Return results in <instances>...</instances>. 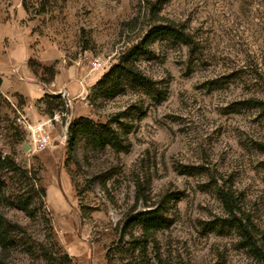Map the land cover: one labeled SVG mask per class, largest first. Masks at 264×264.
<instances>
[{"label": "rangeland", "instance_id": "obj_1", "mask_svg": "<svg viewBox=\"0 0 264 264\" xmlns=\"http://www.w3.org/2000/svg\"><path fill=\"white\" fill-rule=\"evenodd\" d=\"M22 2L0 0V72L10 78V55L25 47L37 83L49 85L46 70H73L87 93L73 96L74 120L64 97L50 95L66 105L52 118L37 104L57 120L38 150L16 121L25 99L1 84L0 151L39 173L46 198L0 173V263L47 264L45 254L82 240L87 264H264V0H26L28 14ZM158 25L186 40H153L137 61L146 83L96 97ZM82 117L110 124L119 147L88 137L73 147L68 127ZM52 185L66 217L49 205Z\"/></svg>", "mask_w": 264, "mask_h": 264}, {"label": "trees", "instance_id": "obj_2", "mask_svg": "<svg viewBox=\"0 0 264 264\" xmlns=\"http://www.w3.org/2000/svg\"><path fill=\"white\" fill-rule=\"evenodd\" d=\"M22 6L25 12L28 14L29 7L26 0H23ZM159 38H171L181 42L186 40V37L172 26H153L149 32V35L146 37L145 42L124 52L120 56L118 63L113 66L111 70L103 77L102 81L98 83L96 97H109L117 95L120 93V91H122L127 81L134 83H146V79L138 69L137 61L139 57L147 55V45L153 40H157ZM46 71H49L50 74L48 82L44 83L50 84L54 80L55 71L53 69ZM1 84L2 81L0 79V87ZM41 103L46 105V114L50 116V118L54 116L53 114L55 112L62 114L65 113V102L59 97L47 95L39 101V104ZM68 135L70 136V142L73 147H75L77 143L81 141L82 137L90 138L93 144L100 148L110 146L114 149H117L120 145L116 132L112 129L110 124L106 126H98L89 119L83 117L69 125ZM3 172L15 175L19 181H33L34 185L32 189H34V191H38L42 198H46V189L40 187L39 173L37 171L25 170L19 167L12 159L3 156L2 152L0 151V173ZM24 203L21 202L23 210L28 212V206L26 203ZM149 215L152 219V223L157 224L162 220V218L155 215V213L147 214V216ZM137 217L141 218L142 216ZM108 255L107 263L110 262ZM44 257L47 264H75L73 258H71L66 252L60 254V256L56 258L48 256L47 254H45Z\"/></svg>", "mask_w": 264, "mask_h": 264}, {"label": "crops", "instance_id": "obj_3", "mask_svg": "<svg viewBox=\"0 0 264 264\" xmlns=\"http://www.w3.org/2000/svg\"><path fill=\"white\" fill-rule=\"evenodd\" d=\"M6 37L4 33H0V43L4 45ZM10 59L13 63L12 71L10 78L5 77L1 72L2 76V86L7 90L8 93H18L21 95L25 101L26 106L24 109L25 118L28 122L38 125V123H48L49 118L47 116H43L39 113L37 104L40 100H42L47 95L57 94L61 97L67 99L69 103L74 102L73 112L71 113V118L76 119L77 114L80 116V112L78 111L77 105L80 101H76L73 96L84 97L86 95L87 90L84 88H80V85L75 82L76 72L67 69H60L56 74L54 80L49 85H40L36 82L35 77L33 76L29 67H27V49L24 47L23 50L20 49L18 55L15 54V51H12ZM18 61L19 65H16L15 62ZM22 80V81H20ZM23 82V83H21ZM79 99V98H78ZM54 123H57V120L50 121V126L54 127ZM63 135L67 136V128H63ZM66 183L63 182L64 191L67 193ZM70 185V183H69ZM48 202L51 208L54 210L60 211V214L66 217L69 215L67 210L68 204L63 200V196L58 188V185H52L47 192ZM71 220V216L68 217ZM67 223V220H65ZM72 223V221H71ZM65 249L67 250L68 255H70L73 260L78 261L79 264H87V260L90 258L89 249L90 245L84 241H77L74 243H69L65 245ZM90 264V261L89 263Z\"/></svg>", "mask_w": 264, "mask_h": 264}, {"label": "built area", "instance_id": "obj_4", "mask_svg": "<svg viewBox=\"0 0 264 264\" xmlns=\"http://www.w3.org/2000/svg\"><path fill=\"white\" fill-rule=\"evenodd\" d=\"M16 121L19 125L24 127V129L30 131L32 139L36 143V148L38 150H45L50 146V138L46 133L45 127L52 120H50L48 123H38V125L35 126L31 125L24 116L19 117Z\"/></svg>", "mask_w": 264, "mask_h": 264}]
</instances>
